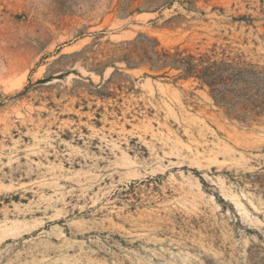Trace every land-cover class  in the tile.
<instances>
[{"label":"rangeland","instance_id":"obj_1","mask_svg":"<svg viewBox=\"0 0 264 264\" xmlns=\"http://www.w3.org/2000/svg\"><path fill=\"white\" fill-rule=\"evenodd\" d=\"M263 18L264 0H0V264H264V194L238 184L264 171V119L109 58L144 34L264 66Z\"/></svg>","mask_w":264,"mask_h":264},{"label":"trees","instance_id":"obj_2","mask_svg":"<svg viewBox=\"0 0 264 264\" xmlns=\"http://www.w3.org/2000/svg\"><path fill=\"white\" fill-rule=\"evenodd\" d=\"M237 21L250 24L251 19L240 17ZM264 38V18L262 19ZM111 59H118L126 69L146 68L145 76L165 78L169 72H177L175 81L193 80L201 88L208 89L214 104L223 109L231 121L251 126L264 119V66L246 60L242 53L216 52L215 48L204 52L161 47L156 38L140 34L132 41L115 46ZM114 74H122L118 67ZM153 73L154 75H151ZM46 82V81H42ZM111 83V79L107 84ZM252 187L264 194V171L242 176Z\"/></svg>","mask_w":264,"mask_h":264}]
</instances>
